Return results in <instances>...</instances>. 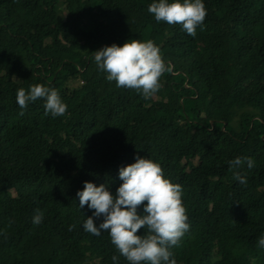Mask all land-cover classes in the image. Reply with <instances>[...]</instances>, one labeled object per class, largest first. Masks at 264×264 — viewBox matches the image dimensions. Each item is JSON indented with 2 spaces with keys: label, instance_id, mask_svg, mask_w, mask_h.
I'll return each instance as SVG.
<instances>
[{
  "label": "trees",
  "instance_id": "16d2710c",
  "mask_svg": "<svg viewBox=\"0 0 264 264\" xmlns=\"http://www.w3.org/2000/svg\"><path fill=\"white\" fill-rule=\"evenodd\" d=\"M153 2L0 0V264H129L107 231L83 230L92 210L76 193L87 181L115 194L137 155L182 186L176 264H264V0H203L194 37L157 22ZM131 39L171 66L148 99L91 54ZM36 84L59 91L64 116L43 100L19 115L17 90Z\"/></svg>",
  "mask_w": 264,
  "mask_h": 264
},
{
  "label": "clouds",
  "instance_id": "9594fccd",
  "mask_svg": "<svg viewBox=\"0 0 264 264\" xmlns=\"http://www.w3.org/2000/svg\"><path fill=\"white\" fill-rule=\"evenodd\" d=\"M148 12L157 22L181 25L193 37L197 27L203 26L207 15L203 0H183L182 3L181 0L171 3L169 0H154L148 6ZM91 54L97 68L107 73L109 82L114 81L119 88L135 89L145 99L159 91L161 76L171 71V66H166L161 56V49L151 40L131 39L122 46L113 43ZM37 100L44 101L45 115L57 118L67 113L68 106L58 90L36 84L28 90H17L19 115L23 116L24 110ZM119 179L122 183L115 194L107 183L97 186L87 181L83 190L77 191L79 209L87 205L92 210V216L84 217L83 230L94 236L107 231L117 252L129 264H176L171 249L179 246L181 237L190 228L182 202V186L165 178L159 163L139 155L135 157V163L119 169ZM234 179L246 183L239 175ZM141 206L142 213L139 211ZM43 218V212L37 209L33 224H41ZM74 228L75 225H71L68 230ZM140 230H143L142 235H138ZM257 243L264 248V234ZM118 259L114 255L113 264Z\"/></svg>",
  "mask_w": 264,
  "mask_h": 264
}]
</instances>
